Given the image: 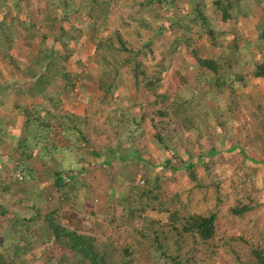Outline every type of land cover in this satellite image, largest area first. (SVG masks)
<instances>
[{"label":"trees","instance_id":"trees-1","mask_svg":"<svg viewBox=\"0 0 264 264\" xmlns=\"http://www.w3.org/2000/svg\"><path fill=\"white\" fill-rule=\"evenodd\" d=\"M150 1L153 0L147 3ZM178 1L156 0L166 11L176 4L165 15L154 10L155 15L163 18L158 30H172L178 48L194 41L186 32L195 27L196 35L208 41L210 53L204 56L196 48L191 49L196 85L193 96L184 98L178 96V91L173 92L172 100L163 105V92L156 90L158 78L145 81L151 94L159 96L162 102L149 121L157 152L153 162L137 147L143 114L136 116L127 109H110L107 126L117 134L116 129H122V134L97 150L87 143L88 123L84 118L45 107V103L54 108L60 103L58 97L45 94L52 81L62 80V91L73 87V79L59 62L68 57V43L72 47L81 45L86 36L83 27L87 25L94 43L92 57L98 68L100 99L117 101L116 95L120 97L116 92L117 78L123 71L136 77V57L142 50L128 48L116 30L111 36L106 33L94 36L105 24L104 16L109 11L103 5L106 0H0V77L5 67L13 68L11 76L0 80V98L11 91V111L19 118H15L19 120L15 128L21 131L13 140L15 155L0 152L6 165L13 162L9 171L20 184L32 183L33 162L30 160L28 165L25 158L31 153L34 137L48 136L50 116L58 124L59 137L64 142L43 145L39 159L53 157L57 151L65 158V166L53 172L50 182L40 183L39 189L52 185L61 195L67 187L75 193L73 204L79 190L75 184L86 167L98 164L109 167L117 160L132 161L136 168V179L127 181L118 195L119 212L109 214L107 231L100 237L84 227H71L72 220L60 214L61 208L42 212L36 203L41 197L44 200L41 190L28 201L22 194L13 195L9 172L1 175L0 200L6 202L0 201V264H227L228 259L241 264L234 248L214 239L215 221L221 206L228 203L225 195L229 193L235 198L234 204L226 206V212L240 227L237 239L247 246L246 256L254 264H264V243H252L242 236L245 232L259 234V222L264 219V101L256 92L244 91L251 85L250 77L264 79V13L254 17L257 10L264 9V0H183L180 4ZM32 5L37 7L31 11L38 12L35 19L26 8ZM70 17L77 19L76 24L68 21ZM239 26L244 30H237ZM251 27L254 35L245 37L244 31ZM17 39L23 44L37 39L35 53L22 66L16 53ZM131 63L133 67H128ZM29 96H38L42 102L24 104L23 99ZM236 120L244 123L238 126L240 138L230 149H238L243 158L233 168L225 162L216 166L212 156L218 150L212 145L199 150L201 144L194 146L187 135L195 131L196 136L205 137L206 124L216 121L224 130ZM178 126L182 129L178 130ZM173 130L177 134L171 137ZM7 131L0 123V147ZM185 139L187 143L181 153L175 141ZM218 147L222 148L221 144ZM247 147L249 151L245 152ZM173 158L187 171L188 181L166 194L162 176L155 170L164 166L178 169L180 163H170ZM197 167H200L198 177L194 171ZM256 175L260 177V188ZM223 180L234 185L229 193L219 189ZM116 217L122 219L123 227L114 223ZM13 226L18 231L12 232L11 238Z\"/></svg>","mask_w":264,"mask_h":264},{"label":"rangeland","instance_id":"rangeland-1","mask_svg":"<svg viewBox=\"0 0 264 264\" xmlns=\"http://www.w3.org/2000/svg\"><path fill=\"white\" fill-rule=\"evenodd\" d=\"M106 0L105 7L109 10L105 14V24L102 28H99L94 36H100L104 33L111 36L113 30H116L121 39L124 41L128 48H135L142 50L136 57L138 67L136 71V77L123 71L122 75L117 78V89L116 102L110 101L109 99H100L101 92L97 88L96 75L98 72L97 63L92 57V51L94 43L92 38L89 37L88 31L89 25L83 27L86 32V36L83 38L81 45L75 44L73 47L70 43L67 45L68 57L62 62L63 69H65L69 76L73 79L74 85L72 88L62 91L61 86L63 81L56 79L46 88V95H52L60 99V103L57 107H52L50 104H46L45 107L54 111L55 109L60 110L61 113L72 112L78 114L84 118L88 123V129L86 132L87 143L96 149L103 148L115 137H119L122 134V129H116L117 133H114L112 129L107 126L106 120L110 115V109L121 108L127 109L130 115L139 116L144 115L141 121L140 138L138 140V148L143 154L150 158V161L156 162V147L152 141L153 129L151 128L149 121L152 119L157 109L162 107L161 98L155 97L151 94L150 90L145 86L146 80H159V85L156 87L157 92H163V105L170 102L174 93L178 91V96L188 98L193 96L195 89V80L193 78V65L194 60L192 58L191 49L196 48L197 53L208 56L210 53V47L208 41L203 36H197L196 31L193 29L191 32H186L187 37L192 38L194 41L185 43L178 48H175V36L173 31H159L158 26L163 25L162 15L170 13L172 5L168 11L164 10L160 3H156V0ZM158 2V1H157ZM183 0H179L177 3H182ZM33 19L38 16V12H31L36 10L37 7L32 5L26 7ZM24 6L23 13L26 12ZM210 9V6H208ZM160 13L161 17L155 15V10ZM166 12V13H164ZM264 13V9H259L254 14V17H260ZM252 17V18H254ZM68 19V18H67ZM77 20V19H76ZM73 17L68 19L69 22L76 24ZM60 23V21L58 20ZM79 24V23H78ZM84 26V24H83ZM244 30L242 27H238L237 30ZM246 32L245 37L254 35L255 31L253 27L249 28ZM23 35V34H22ZM19 38V37H18ZM36 40L25 41L23 44L21 41L16 40L19 48L17 50V56L20 57L21 66L29 62L32 55L35 53ZM112 44L117 45L115 39L112 37ZM94 41V40H93ZM147 44L148 47H144ZM19 52V53H18ZM190 63V66H188ZM186 65L188 66L186 68ZM128 67H133L131 63ZM4 75L0 77V80L11 76L13 68L10 66L5 67ZM9 68V69H8ZM246 75L250 76L246 71ZM251 85L244 89L248 90L249 93L256 92L260 97V100L264 101V79H256L250 77ZM25 88V86H24ZM247 91V92H248ZM174 92V93H173ZM246 92V91H245ZM11 91L8 95L0 98V123L6 127L7 135L6 140L1 144L0 152L2 154L15 155L14 139L18 136L21 131L19 128H15L18 125L19 120L15 121L17 114L12 110ZM19 97V96H18ZM20 98V97H19ZM211 103H215V99L211 97ZM24 104L33 105L34 103H41L42 99L36 97H25ZM136 101V102H135ZM56 111V110H55ZM157 118V117H155ZM19 119V118H17ZM221 119V118H220ZM47 120L51 123V129L48 136L45 139L38 136L31 141L33 147L31 153L27 155L25 160L33 162V171L35 178L32 183L20 184L18 178L10 170L11 164L6 165L4 157H0V164L3 169H0V177L4 176L5 173L11 176L13 181L11 184L13 195L22 194L26 196L25 201L30 200L37 191L41 190V194L44 196L40 200H37V204L42 207V212L45 210L58 208L61 210L60 214L67 217L69 221L72 220L71 227H84V229L93 233L96 237L103 236L107 231V221L109 214H117L119 212L118 195L123 190L124 184L127 181H134L136 179V168L132 161L119 162L117 160L112 161L109 167L103 165H95L86 167L85 172L80 176L75 184L77 189L75 196L76 203L72 204V198L74 197V191H70L67 187L63 188L62 194L56 192L54 186L48 185L39 189L40 183H47L51 181L53 172L60 170L65 166V158L60 155L57 151L53 152L52 156L44 157L43 160L39 159L40 148L43 145L51 146L64 142L59 137L58 124L52 119L47 117ZM15 122H17L15 124ZM177 123V122H176ZM244 120L239 123L237 120L232 127L224 130L219 124L212 121L206 124V135L205 137L196 136L195 131H190L187 135L190 138V142L196 146V143H200L201 147L198 149L203 150L210 145L214 146L218 151L212 159L215 161V165L225 162L229 168H233V165L241 160L243 156L239 153L238 149H230L232 145L237 142L240 138L239 127ZM182 129L178 126V130ZM172 136L177 134V131H172ZM187 139L182 141H175V146L178 151L183 153L184 146L186 145ZM221 144L222 148L218 147ZM216 145V146H215ZM250 144L247 146L249 147ZM229 149H224L228 147ZM245 148V152L249 151V148ZM232 150V151H231ZM185 152V151H184ZM185 156V155H184ZM183 156V157H184ZM45 159V160H44ZM186 160H189L186 158ZM180 163L175 158L171 159V164L176 165ZM162 176V186L167 193L173 192L178 186L188 181L187 171L180 163L178 169L172 170L168 166H164L162 169L155 170ZM195 174L198 177L200 173V167H197ZM120 177L117 179L116 177ZM257 176L256 185L260 188V177ZM234 185H230L227 180H223L219 185L224 193H229ZM263 194V193H262ZM260 194V195H262ZM62 197V200L58 197ZM67 196L68 200L64 199ZM259 195V196H260ZM110 197L111 200H110ZM226 200L228 203H224L218 212L217 219L215 221V234L214 239L225 241L229 244V247L234 248L240 257L241 264H254L250 258L246 256V248L241 241H239L238 235L240 233V227L237 223L231 220L230 216L226 212V206L228 204H234V195L226 194ZM59 198V199H58ZM2 203L6 200H0ZM20 204V203H19ZM69 206H72L71 208ZM80 209V210H78ZM78 210V211H77ZM90 210L92 213H90ZM93 223V226L90 224ZM114 223L118 227H123L124 223L121 218L116 217ZM260 233L249 234L245 232L242 236L252 243H264V219L259 222ZM18 231L16 226H13L11 231V238L14 236L12 232ZM5 232V231H4ZM60 251V250H56ZM221 255V253H220ZM220 255L218 257H220ZM145 258V257H144ZM227 264H235L228 259ZM76 264V262L72 263ZM218 264H223L220 262Z\"/></svg>","mask_w":264,"mask_h":264}]
</instances>
